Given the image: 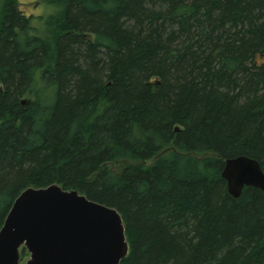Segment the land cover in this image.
Listing matches in <instances>:
<instances>
[{"label": "trees", "instance_id": "1", "mask_svg": "<svg viewBox=\"0 0 264 264\" xmlns=\"http://www.w3.org/2000/svg\"><path fill=\"white\" fill-rule=\"evenodd\" d=\"M19 1L0 0V227L56 184L120 214V264H264V192L221 177L264 172V0Z\"/></svg>", "mask_w": 264, "mask_h": 264}, {"label": "water", "instance_id": "2", "mask_svg": "<svg viewBox=\"0 0 264 264\" xmlns=\"http://www.w3.org/2000/svg\"><path fill=\"white\" fill-rule=\"evenodd\" d=\"M227 193L239 198L244 187L264 192V172L249 157L224 161ZM120 264L128 254L124 226L113 208L56 184L26 188L14 199L0 227V264Z\"/></svg>", "mask_w": 264, "mask_h": 264}, {"label": "rangeland", "instance_id": "3", "mask_svg": "<svg viewBox=\"0 0 264 264\" xmlns=\"http://www.w3.org/2000/svg\"><path fill=\"white\" fill-rule=\"evenodd\" d=\"M39 0H20L19 7L25 14H34L38 15L41 12L40 6L38 4ZM150 162L146 165L148 166ZM28 258V254L25 252L23 256H21L20 264H24Z\"/></svg>", "mask_w": 264, "mask_h": 264}]
</instances>
